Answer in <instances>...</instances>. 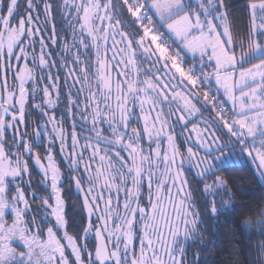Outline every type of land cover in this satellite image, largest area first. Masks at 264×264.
<instances>
[{"label":"snow or ice","instance_id":"1","mask_svg":"<svg viewBox=\"0 0 264 264\" xmlns=\"http://www.w3.org/2000/svg\"><path fill=\"white\" fill-rule=\"evenodd\" d=\"M58 5L66 36L57 0H0V264H191L205 214L235 200L231 147L264 178V0H248L243 31L228 0ZM32 106L44 119L30 131ZM57 147L85 217L73 234ZM30 159L49 196L31 190ZM243 224L264 233V203Z\"/></svg>","mask_w":264,"mask_h":264},{"label":"trees","instance_id":"2","mask_svg":"<svg viewBox=\"0 0 264 264\" xmlns=\"http://www.w3.org/2000/svg\"><path fill=\"white\" fill-rule=\"evenodd\" d=\"M228 7L231 14L236 21L237 28L243 31L246 27V20L248 15V0H228ZM56 24L57 31L62 35H67V25L65 24L62 13L58 5L56 8ZM51 47V46H50ZM37 53L39 48L36 49ZM239 51V50H238ZM54 58L58 59V51L54 47ZM57 56H56V55ZM194 61L193 58H188L187 61ZM63 69L61 72L63 73ZM92 71V70H90ZM91 73V72H90ZM79 75V73H76ZM91 75V74H90ZM63 76H61V83ZM37 83L42 86L39 77ZM80 86V82H76ZM92 86L93 82H88ZM86 95V92L84 93ZM81 93V98H83ZM63 100V95L61 96ZM31 103V98H30ZM58 115L64 119V127L69 128V116L62 103L57 109ZM44 119L43 113L40 109L34 106L30 107L27 113L28 127L31 128L34 124H41ZM50 127V126H49ZM177 130L181 128L176 125ZM178 140H183V136H178ZM33 147L40 152L42 159L45 157L47 142L45 135L41 134L32 138ZM146 146V145H145ZM238 147H231V150ZM57 159L59 160L58 147ZM183 152L184 149L181 148ZM228 152V149L225 150ZM233 154V153H232ZM233 162H229L224 166V175L233 177V193L235 194L234 202L228 205H221L217 213L207 212L201 224V230L207 236L206 242L190 240L187 245V259L191 264H264V257L258 256L259 249L257 248V240L264 239V233L259 231H252L248 226L243 224L245 215H250L251 210L256 207L258 203H264V180L258 178L256 168L253 162L248 158L246 153H239L237 158H232ZM238 159V160H237ZM61 167L64 168V192L65 197L69 201V216L68 229L69 233L77 232L81 229L85 222L84 214L79 206V193L72 184V171L65 164L62 157L59 160ZM29 165L32 173L31 190H34L38 197L50 195V189L47 184L41 182V171L30 159ZM26 189L28 185H25ZM145 190V195H146ZM38 205H34V211L37 210ZM39 218V215H38ZM89 243H93L92 237L89 238ZM199 257V260H197Z\"/></svg>","mask_w":264,"mask_h":264},{"label":"rangeland","instance_id":"3","mask_svg":"<svg viewBox=\"0 0 264 264\" xmlns=\"http://www.w3.org/2000/svg\"><path fill=\"white\" fill-rule=\"evenodd\" d=\"M196 3V0H188V4H189V6H193V4H195ZM195 7V6H194ZM154 19H155V17H153ZM192 57V55L190 54V53H188L186 50H185V52L183 53V59H184V63H185V65H191V64H193L194 63V61H191V59H190V62H188L187 61V59L188 58H191ZM93 63H94V57H93ZM92 71H90L91 73V75L94 73V71H95V69L93 68V69H91ZM38 71V70H37ZM113 75H115V73H113ZM90 81H92L93 82V84H92V88L93 89H95V87H96V85H95V81H94V79L93 80H90ZM212 91H215V88L213 87L212 88ZM85 93V92H84ZM84 93H82V95H84ZM197 106H199V105H197ZM177 125H179L180 127H181V125L180 124H177ZM221 143H223V140L221 141ZM228 151H229V149H228ZM230 153H231V155H232V158L234 159V158H237V156H238V154L239 153H241V151H240V149L239 148H237V149H233V150H231L230 151ZM233 153V154H232ZM247 155V154H246ZM250 160H251V158L250 157H248ZM238 160V159H237ZM252 161V160H251ZM229 162H233L232 161V159H231V156H229V159H228V161H227V163H229ZM226 163V164H227ZM254 164V163H253ZM255 166V165H254ZM263 180H264V178H262ZM5 219H6V222L8 223V224H11V222H12V219H13V215H12V213L9 211L8 212V214H7V216L5 217ZM249 228H250V226H248ZM59 235V234H58ZM89 238H91V236H89Z\"/></svg>","mask_w":264,"mask_h":264},{"label":"water","instance_id":"4","mask_svg":"<svg viewBox=\"0 0 264 264\" xmlns=\"http://www.w3.org/2000/svg\"><path fill=\"white\" fill-rule=\"evenodd\" d=\"M63 159V158H62ZM63 161L65 162V164L67 165V162L63 159Z\"/></svg>","mask_w":264,"mask_h":264},{"label":"crops","instance_id":"5","mask_svg":"<svg viewBox=\"0 0 264 264\" xmlns=\"http://www.w3.org/2000/svg\"><path fill=\"white\" fill-rule=\"evenodd\" d=\"M195 6V4H193V6H191V7H194ZM191 58H193V57H191Z\"/></svg>","mask_w":264,"mask_h":264}]
</instances>
